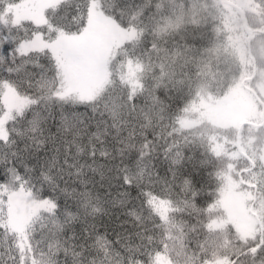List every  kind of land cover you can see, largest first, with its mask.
<instances>
[{
  "label": "snow or ice",
  "instance_id": "1",
  "mask_svg": "<svg viewBox=\"0 0 264 264\" xmlns=\"http://www.w3.org/2000/svg\"><path fill=\"white\" fill-rule=\"evenodd\" d=\"M201 7L0 0V264H264V128L191 117Z\"/></svg>",
  "mask_w": 264,
  "mask_h": 264
},
{
  "label": "trees",
  "instance_id": "2",
  "mask_svg": "<svg viewBox=\"0 0 264 264\" xmlns=\"http://www.w3.org/2000/svg\"><path fill=\"white\" fill-rule=\"evenodd\" d=\"M178 0H160V3L173 5ZM185 0H179L183 4ZM189 6L199 3L202 7L194 15V22L201 27L210 26L212 34L209 48L201 58L204 72H197L199 83L204 88V111L197 109L191 114L193 119L203 120L209 126L219 125V131L226 134L247 136L248 129L264 128L261 112L264 104V0H187ZM173 17L181 16L180 27L192 22L181 15L179 10L170 9ZM252 30L254 37L249 36L244 28V21ZM237 85L256 92L257 114L244 120L251 122L234 123L224 117L226 111H213L215 106ZM213 113V114H211ZM243 120V121H244ZM263 121V122H262ZM252 122L263 123L254 125ZM233 215H245L243 211ZM236 222V221H235ZM241 229L247 227L238 225ZM173 259H176L173 253Z\"/></svg>",
  "mask_w": 264,
  "mask_h": 264
},
{
  "label": "rangeland",
  "instance_id": "3",
  "mask_svg": "<svg viewBox=\"0 0 264 264\" xmlns=\"http://www.w3.org/2000/svg\"><path fill=\"white\" fill-rule=\"evenodd\" d=\"M252 94H253L252 91H247L243 89L242 86L237 85L234 89L231 90V92L225 97V99L222 100L221 104L213 107L214 110L212 111L213 113L216 110H218L221 113L222 111H226L224 117L234 121V123H240L244 119L257 114V104L255 102V98L253 97L254 94L253 95ZM261 118H262V112H261ZM229 206L231 208H236L235 214L243 209L239 197L237 196H234L229 200ZM239 213L233 215L237 223V226L241 225L246 227V225H248V216L247 214H245L240 216L242 218H239Z\"/></svg>",
  "mask_w": 264,
  "mask_h": 264
},
{
  "label": "water",
  "instance_id": "4",
  "mask_svg": "<svg viewBox=\"0 0 264 264\" xmlns=\"http://www.w3.org/2000/svg\"><path fill=\"white\" fill-rule=\"evenodd\" d=\"M243 21H244V28H245L247 34L249 35V38L251 39V38L253 37V32H252V30L248 27L246 21H245V20H243ZM262 118H263V120H264V106H263V111H262Z\"/></svg>",
  "mask_w": 264,
  "mask_h": 264
}]
</instances>
